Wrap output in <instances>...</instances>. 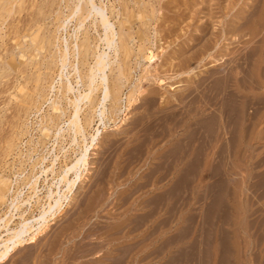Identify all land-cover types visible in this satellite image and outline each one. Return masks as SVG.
I'll list each match as a JSON object with an SVG mask.
<instances>
[{
    "label": "rangeland",
    "instance_id": "obj_1",
    "mask_svg": "<svg viewBox=\"0 0 264 264\" xmlns=\"http://www.w3.org/2000/svg\"><path fill=\"white\" fill-rule=\"evenodd\" d=\"M66 1L0 0V219L39 216L51 191L64 205L0 264H264V0H96L127 48L107 51L110 86L122 75L123 86L90 126L100 89L83 104L85 138L67 127L70 106L67 124L48 121L66 106L47 46ZM91 23L73 20L69 41L78 31L102 52ZM85 144L70 191L75 174L60 180Z\"/></svg>",
    "mask_w": 264,
    "mask_h": 264
},
{
    "label": "bare ground",
    "instance_id": "obj_2",
    "mask_svg": "<svg viewBox=\"0 0 264 264\" xmlns=\"http://www.w3.org/2000/svg\"><path fill=\"white\" fill-rule=\"evenodd\" d=\"M63 1H66V0H63ZM100 1H101L100 4H102L104 2V1L102 2V0H100ZM66 2L67 3L64 4V7L61 6V7H63L61 9L63 11L62 12L63 18L61 17L63 20L61 22V25L56 28V29H58V31H57V33H55L56 36L54 39L57 38V41H55V40H54V42L48 41V45H47L49 48L52 47L53 49L55 48L57 50L56 51L57 55L55 54V57H53V59H51L50 62L58 68L59 73H60V77L66 78L65 81L62 80L63 81L62 85L59 88V92L61 94L59 99L66 102V106H63V105L61 106L60 101H56L54 103V105H52V107L55 111V115L53 117H49L48 121H49L50 125H53L55 122H57L56 125H58V124L60 125V123H66V122H62V121H63V118L65 116V113H66L68 106H70V108L72 109V111L74 113H72L73 119H71V118L69 119L67 127L70 128V130L73 132V134L76 137L79 135L80 136L83 135V137L85 138L84 133H85L86 128H85V126L82 122L83 120L81 118V113L83 111L82 110L83 104H87V102H88V103H90L91 106L94 105L93 103L96 102L95 99L97 98V95L95 96L96 97L95 98L94 94L96 93V91H99V89H100V91H101L100 93H102V98L99 100V104H98L99 109H96L95 112L93 113L94 115L92 114L93 116L91 115L90 118L86 119V116H84L86 123L88 125L89 124L91 125V121L93 120L92 118H96L98 116V117L103 119L106 117V111L108 110L106 106H108L107 105L108 102H111V103L115 102V104H116L117 100H116V97H114V94H115V92L119 91L123 86L122 85V79L120 78L123 75L116 77L117 78V80L115 79L116 83L114 82L115 84L112 86L113 88H111L108 70H111V68H112L111 65L114 64V63H112V57L114 55L118 57L119 52L121 50H123V49L125 50L127 48V47L124 48L126 45L122 46V45H124L122 42L124 41V38L126 37V35L124 36V32L120 26H119V28H120L119 32L116 31V29L114 27L115 25L112 24L110 21V18H109L110 16L107 13V9H105V7H103V6H105L104 3H103V6L102 5L99 6L96 3V0H68ZM118 3H120V2H118ZM143 5H145V4H143ZM59 6H60V4H59ZM145 6H143L144 10H145ZM65 9H67L66 14H65ZM70 13H71V16L69 15ZM147 14H149V13H147ZM116 18H117V16H116ZM73 20H76L75 27L77 30L82 29V27L84 28L85 23L89 20H92V23H93V24L91 23L92 25L98 23L99 27H102V29L104 30V33H103L104 39H101L100 37L99 38L101 39L100 41H103L105 43L106 48L105 49L103 48L104 50L101 49L102 52H100L98 50L99 51L98 53H96V52L93 53L92 46H91L90 39H89L90 37H87L85 40H82L80 42L79 41L80 39L78 40V38H77V37H79L78 31H76L77 32L76 34L74 32L75 41L72 40L73 36H71L72 41H69V39H70L69 33L70 32L68 29H69V27H71L70 24H71V22H73ZM142 23H143V21H142ZM120 25L122 26L121 23H120ZM95 26H98V25H95ZM95 26H94V29H95ZM99 27H97V28H99ZM85 28H86V26H85ZM70 30H71V28H70ZM80 31H79V33H80ZM88 32L89 31H87V33ZM85 35H88V34H85ZM228 36H230V35H228ZM80 37H81V35H80ZM76 40H78V41H76ZM118 40H120V42H119L120 44L118 43ZM97 42H99V41H97ZM125 44H126V42H125ZM130 49H131V47H130ZM108 50H113L114 55L111 56V54L109 52H107ZM125 53H127V52H125ZM91 54L93 55V57H94L93 59L95 60L94 66L88 65L89 64V58H90ZM39 55H40V53H39ZM71 59H73V61H71ZM87 65L89 67L88 68L89 72L87 74H85V76H83L82 75L83 72L81 74L80 73L81 71L79 68H80V66L82 68V67H85ZM67 67L68 68L71 67L72 71L74 72L73 75H76L75 83H76L77 87L74 86V84H73L74 81L71 82L69 80L68 73H67ZM120 68H121V66H119V73H118L119 75L123 74L121 72ZM192 69H193V67H192ZM112 71H114V70H112ZM58 76H59V74H58ZM150 77H152V76L150 75ZM83 80H85V83H86L85 85L87 88H81L82 87L81 83ZM53 84L54 83H50L51 88H53ZM114 87H117V89H119V90L114 91ZM113 91H114V94H113ZM90 105H88V106H90ZM98 105L96 107H98ZM84 107H86V106H84ZM51 114H52V112H51ZM74 141H76V139ZM96 141H97V136L93 135L91 145L96 144ZM88 161H89V147L85 144L84 151H82L80 153V156L76 159V161L74 163H72V165H69L66 167L64 175L62 176V179L60 180V182H62V181L64 182L65 180H67V176H69L68 175L69 173L75 174V178L74 179L72 178L73 180H67V183H66V186L68 184L67 189H69L71 191L72 187L75 186V184L78 183L79 180L81 179V176H82L81 169H82V167H85L86 164L89 163ZM69 179H70V176H69ZM55 193L52 191L49 193L48 197L50 198L51 203H49V205L47 207L45 206L42 208L39 216L32 217L29 219H24V221L21 222V224L18 225L16 228L10 227L11 223L13 222V218H14V215L12 213H9L10 211L8 212L9 214L7 213L3 218L0 219V231L2 229H4L6 232V234L0 233V263L9 260L11 258V256L20 247H22L26 244L36 243L38 241L41 233L47 227H49L50 221L55 220L56 217H58V215L61 214V211H62L64 205L61 202V199L58 198L60 194L58 193V197L55 198V196H54ZM70 197L71 196H69V197L67 196L65 198V199H68L67 200L68 203H70V200L72 199ZM15 203L12 202L11 207L16 208L17 206L15 205ZM68 205H70V204H68ZM18 208L19 207H17L16 210H18ZM53 211H54V213H53ZM34 222L38 223L37 227L34 224Z\"/></svg>",
    "mask_w": 264,
    "mask_h": 264
}]
</instances>
